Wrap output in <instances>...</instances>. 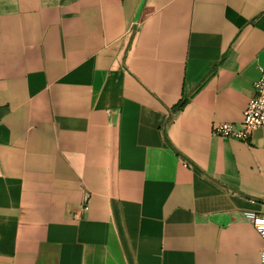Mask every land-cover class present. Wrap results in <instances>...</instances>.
<instances>
[{
  "label": "crops",
  "instance_id": "0c3cea01",
  "mask_svg": "<svg viewBox=\"0 0 264 264\" xmlns=\"http://www.w3.org/2000/svg\"><path fill=\"white\" fill-rule=\"evenodd\" d=\"M259 67L264 0H0V264H261Z\"/></svg>",
  "mask_w": 264,
  "mask_h": 264
},
{
  "label": "built area",
  "instance_id": "2783aa9c",
  "mask_svg": "<svg viewBox=\"0 0 264 264\" xmlns=\"http://www.w3.org/2000/svg\"><path fill=\"white\" fill-rule=\"evenodd\" d=\"M259 71L260 78L253 84L254 93L243 112V121L240 124L215 123L212 127L214 136L247 143L255 131L264 129V67H259ZM86 207L87 200L84 202L83 209L86 210ZM242 217L253 225L264 240V213L243 211ZM260 262L264 264V249L260 251Z\"/></svg>",
  "mask_w": 264,
  "mask_h": 264
},
{
  "label": "trees",
  "instance_id": "16d2710c",
  "mask_svg": "<svg viewBox=\"0 0 264 264\" xmlns=\"http://www.w3.org/2000/svg\"><path fill=\"white\" fill-rule=\"evenodd\" d=\"M184 105H185V101H182V102L178 105L177 109H178V110L182 109V108L184 107ZM177 154H178V153H177Z\"/></svg>",
  "mask_w": 264,
  "mask_h": 264
}]
</instances>
